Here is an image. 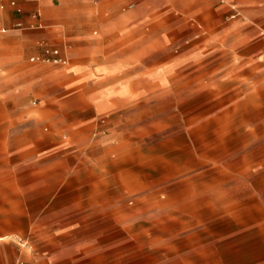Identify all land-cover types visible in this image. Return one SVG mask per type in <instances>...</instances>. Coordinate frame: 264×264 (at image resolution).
<instances>
[{
  "label": "rangeland",
  "instance_id": "rangeland-1",
  "mask_svg": "<svg viewBox=\"0 0 264 264\" xmlns=\"http://www.w3.org/2000/svg\"><path fill=\"white\" fill-rule=\"evenodd\" d=\"M119 2L103 17L136 12L147 22L119 40L123 97L103 117L95 104L117 69H93L113 53L108 34L31 45L38 32H0V50L30 44L22 83L0 91V264H264V150L231 127L261 118L214 116L209 87L215 62L264 60V50L195 44L241 20L242 31L264 34V0L254 20L239 7L235 18L178 31L166 0ZM91 44L108 47L86 52ZM213 157L224 163L213 169Z\"/></svg>",
  "mask_w": 264,
  "mask_h": 264
},
{
  "label": "crops",
  "instance_id": "crops-1",
  "mask_svg": "<svg viewBox=\"0 0 264 264\" xmlns=\"http://www.w3.org/2000/svg\"><path fill=\"white\" fill-rule=\"evenodd\" d=\"M13 0H0V26H10L13 29L2 28L0 32H38L29 42L31 45L37 43H52L56 38L64 40V44L75 42L77 39L81 42H91L92 32H102L108 34L111 38L112 55L102 57L100 63L93 69L110 66L117 72L116 77L111 80V88L101 94V99L95 104V114L97 117H103L109 113H114L120 109L118 101L123 95L114 90L117 88V79L124 67V59L119 56L117 51L119 40L122 37L140 36L143 32V26L147 22L145 16L142 18L134 13L118 14L111 12V15L104 16V10L109 7L116 11L119 0H26L19 1L18 7L22 12L11 6ZM171 6V10L177 14L176 30H182L189 21H215L217 17H223L227 13L233 14L235 18L241 11L244 18L254 20L262 15L263 0H241L239 7L234 5L233 0H166ZM145 5H142L144 8ZM231 7V8H230ZM243 21L229 25L222 32L215 34L213 40H197L195 44L204 45L211 43L213 52L233 53L237 50H247L249 45L254 44L255 51L263 53L264 34L260 32H248L244 28ZM22 23L23 28L17 29L16 24ZM28 26L25 28L24 26ZM247 25V24H246ZM76 29L75 31H73ZM121 32H129L123 35ZM194 32H199L195 30ZM216 33V32H215ZM201 37V34H196ZM144 48H148L149 40L143 41ZM22 40H18L14 45L0 52L8 54L7 58H0V91L8 90L13 85L22 83L24 77L23 57L27 45ZM43 45V44H41ZM106 44L88 45L86 52H97L107 46ZM107 46V47H108ZM47 56L53 57L50 52L55 49H43ZM59 51V50H58ZM45 55V56H46ZM61 57V56H60ZM39 59V58H38ZM35 58H32L34 61ZM67 61V59H66ZM66 65V64H65ZM209 84L212 98L214 100L213 114L216 116L223 114L224 117H259V125H231L232 130L239 128L243 130L247 137H250L257 148L264 150V60L262 58L253 59L245 55L241 60L217 61L213 67ZM92 71V72H93ZM98 76L106 75L99 73ZM108 81V80H107ZM115 87V88H114ZM112 89V92L109 90ZM109 102L105 108H99V105ZM103 107V106H102ZM0 115L7 116V110H1ZM226 125V124H225ZM238 126V127H234ZM227 128V126H226ZM215 131V130H214ZM261 145V146H259ZM264 158V155H262ZM224 161L209 158L207 164L215 169L217 164ZM256 165H262L263 161L255 162ZM5 238H0L3 240ZM45 261L40 258L38 263Z\"/></svg>",
  "mask_w": 264,
  "mask_h": 264
},
{
  "label": "built area",
  "instance_id": "built-area-1",
  "mask_svg": "<svg viewBox=\"0 0 264 264\" xmlns=\"http://www.w3.org/2000/svg\"><path fill=\"white\" fill-rule=\"evenodd\" d=\"M20 1H26V0H20ZM18 3H19V1L13 0V1H11V6L14 7L17 10L18 13H21L22 10H21V8L18 7ZM16 28L17 29L23 28L22 23H17L16 24ZM53 54L55 56H58L59 55V51H54ZM54 62L55 63L63 62V64H66V61H62V60H58V59H55Z\"/></svg>",
  "mask_w": 264,
  "mask_h": 264
}]
</instances>
